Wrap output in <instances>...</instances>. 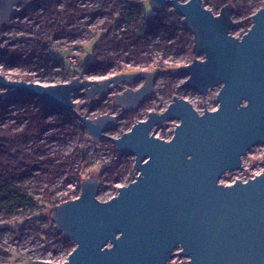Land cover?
I'll return each instance as SVG.
<instances>
[{
  "label": "water",
  "instance_id": "1",
  "mask_svg": "<svg viewBox=\"0 0 264 264\" xmlns=\"http://www.w3.org/2000/svg\"><path fill=\"white\" fill-rule=\"evenodd\" d=\"M26 1L0 0V26ZM201 1L150 0L157 13L168 4L174 7L193 35L196 58L172 69L184 80L180 89L199 91L205 102L208 92L219 86L215 110L207 107L200 114L175 95L163 112L151 111L114 136L110 132L119 119L154 93V72L101 80L78 77L49 85L9 79L0 72L1 97H36L72 114L91 137L107 139L120 153L135 156L136 178L118 187L112 198L98 199L99 179L90 176L82 181L77 198L52 209L58 232L76 244L68 259H32L27 264H167L178 246L190 264H264V170L244 182H221L227 172L243 170L242 159L254 146L264 145V6L250 16L246 33L236 37L233 4L215 14ZM137 80L143 81L138 88L114 95V105L122 108L118 114L91 118L74 99L79 92L101 99L122 83ZM168 121H178L169 140L154 132Z\"/></svg>",
  "mask_w": 264,
  "mask_h": 264
},
{
  "label": "rangeland",
  "instance_id": "2",
  "mask_svg": "<svg viewBox=\"0 0 264 264\" xmlns=\"http://www.w3.org/2000/svg\"><path fill=\"white\" fill-rule=\"evenodd\" d=\"M57 2L62 7L68 5V0H57ZM142 4L145 7L148 16H153L157 13L151 6L150 0H144ZM107 13H110V11ZM112 15L113 14H111V16ZM251 15L252 14L233 15L234 21L237 22V28L233 31L236 36H241L242 33L246 31L248 19ZM59 18L63 21L64 26H67V28H73L74 26L78 28L77 32L79 38L87 35L90 36V34L93 35V32L96 30L98 31V28L103 23L100 17H98L97 20H94L91 16L75 19L67 13L60 15ZM31 19H34V17L29 16L24 23L30 24V26L35 25L37 20L32 23H30V21L28 22V20ZM6 28L7 26L0 27V72L5 74L9 79L33 81L31 71L36 70L41 66L36 58L31 60L30 64L27 63L28 61H25L26 58L30 56L32 48L29 44L20 43L21 41L19 40L23 39L21 34L14 33L12 35L9 32H5ZM31 28L34 29L31 33L36 31L34 26ZM145 29L146 26H143L142 31ZM168 36V39L170 40L177 39L174 34L170 33ZM160 39L165 38L164 36H161ZM73 40H71V42H73ZM96 43V37L90 39L85 44L84 51L79 57V61L81 63L78 62L77 65H72V67L68 65L71 69L70 73L72 74L70 76H72V79L78 77L81 79L101 78L100 75L93 73H82L87 71V67L84 66L85 63H91L96 60V56L94 54ZM60 49L63 48L60 47ZM155 52V56L157 58L164 62L167 61L166 63L168 64H176L178 66L179 64L182 65L185 62H190V57H188L185 52H182L181 54L171 52V54H169L162 49H157V47ZM68 53L69 52L64 49L52 51V54L56 57H61ZM112 70L113 69L110 71ZM63 74L59 76L58 79L60 77H64ZM156 74L154 93L142 101L141 106L137 110L129 113V115L127 114L121 117L116 128L117 132L113 131L110 132V134L119 136L121 134L120 132H124L126 129L127 124L146 118L150 111L163 112L173 100L175 95L190 98L193 102L195 101L197 103L198 108L204 105L203 97L199 91H186L178 88V86L183 83V79H180L174 86H172L166 80L167 74L157 72ZM141 84H143L142 80L122 83L103 97L104 101L102 102V105L111 104V107H108V109L111 108V110L108 112L120 111V108L113 104L114 94L122 92L126 88H136ZM0 89L2 88L0 87ZM218 91L219 86L208 92L205 101L207 102L208 108L214 109L218 107L219 102L216 101ZM199 97L202 99V104ZM74 99L77 102L78 109L83 114L92 118L105 113L104 109L107 110V107L96 108L94 111L87 113V106L90 104V99L82 92L75 94ZM99 99L100 98H96L95 100L90 101L98 102ZM29 104L30 101L27 100L12 105L10 107V111L6 115V119L3 120V122H12L16 123V126H21L22 122L18 119V113ZM177 123L178 121H168L165 124L158 126L156 128V135L161 138L170 135V132L174 129ZM70 125L71 124L68 121L67 115L64 113H48V118L45 120V124L41 127L42 133L38 138L39 144L42 146L40 148L39 157L46 160L48 164L53 166L59 165L65 167L66 171L56 174H52L44 169H31L27 171L21 182L29 187L31 190L30 192H39L37 196L40 198L44 196L43 192L45 189H48L50 193H53L58 199L65 198L76 193L80 195L81 189L79 188V185L82 184V178L86 179L90 176H96L99 179V182L102 181L98 188L97 198L105 201L118 193L116 188H118L120 184L135 179L136 173L133 168L135 156L133 154L128 153V155L124 156L121 160H116L115 154L113 153L114 151L111 147V145H113L111 141L107 139H97L90 137L89 135L84 136L81 131L71 130L68 133H63L61 128L70 127ZM132 125L130 127H132ZM29 145L32 146V144ZM77 148H82V150H84L88 160L87 167L84 165L82 166L81 164V160L83 158L82 154L74 155ZM263 152L264 146L261 145L254 147V150L251 151L252 156L248 158L251 166H249L250 171H254L256 169L261 170ZM246 161L248 160L246 159ZM71 168L73 171L79 173L81 177H70L68 170ZM119 173L121 177L117 180L116 178ZM237 175H239V173L227 172L221 177V182L224 184L232 183L234 180L233 178ZM47 205L49 204H45L41 208L28 207L26 211L20 210V212L12 220H8L4 216L3 212L0 211V264H27L28 261L32 259L56 262L66 258L67 255H69L75 248L76 244L72 240V243H66L64 241L65 236L58 232L55 222L51 217V211L54 207L52 208ZM42 213L45 215L50 214L51 219L39 218L38 216Z\"/></svg>",
  "mask_w": 264,
  "mask_h": 264
},
{
  "label": "trees",
  "instance_id": "3",
  "mask_svg": "<svg viewBox=\"0 0 264 264\" xmlns=\"http://www.w3.org/2000/svg\"><path fill=\"white\" fill-rule=\"evenodd\" d=\"M144 0H138L135 2H131L128 8H125L123 5L125 1L122 0L123 4L120 5L122 8L124 7V11L131 12L136 16V19L140 18H148L145 7L142 2ZM250 0L244 1L242 7H239V2L237 0H232L231 2L235 5V14L234 16L240 14H254L259 10V8L264 6V0H251L252 3H249ZM106 7V8H105ZM101 9V11H105L107 9V5ZM78 11H81L78 9ZM27 11H23L22 14L25 15ZM252 16V15H251ZM116 22L109 25V29L105 32L97 41L94 54L97 50L104 51L106 42L112 38L114 35L116 27L121 26V19L118 17L115 19ZM162 21L164 23L162 24ZM159 25H162L161 28H165L164 30V38L168 40V34H174L177 39L173 43H168L167 40L161 44L156 45L154 48H151L149 44H142L141 41L146 38L147 34L155 28H158ZM252 25L251 17L248 19L247 30ZM181 31V32H179ZM121 35L123 36L124 41H136L135 53H136V62L146 63L149 65L151 61H153V52L156 49H162L167 53L171 54H181L182 52L187 53L188 57H190V62L196 58V55L193 51V35L190 34L181 24V17H179L176 13L169 12L166 8H162L160 12L156 13L149 18V24L147 26L146 31L138 32V30H124ZM171 37V35H170ZM114 38L118 41L119 36L115 34ZM144 43V42H143ZM141 44V45H140ZM34 50L30 54L29 57L26 58L25 61L30 64L31 60L38 53H43L45 58H51L52 49L49 47H44L43 42L34 43ZM51 52V53H50ZM146 53V54H144ZM103 62L99 63L97 60L92 61L91 63H85L84 66L87 67L86 73H93L96 75H106L110 72L111 69H118L120 72H132V70L125 68V66L120 64V60L124 59L123 55L118 56L117 59L111 58L107 53L103 54ZM57 62L63 66V71L66 74L71 72L70 67L64 63V60L59 58ZM176 64H167L163 61H159V68L157 69V73L167 74L166 80L167 82L174 86L177 81L180 79L175 77L172 74V69L176 67ZM30 101V104L22 111L18 113V119L21 120V126H16V123L8 122L4 123L3 120L6 119L7 113L10 111V107L15 103L22 101ZM104 99L101 98L98 102H92L89 100L90 104L88 105L87 113L94 111L96 108H105L106 111L111 110L108 107H111V104L102 105V101ZM51 112H59L67 115L68 121L70 122V127H62L61 130L63 133H68L71 130L81 131L84 136H88V132L85 129L84 125L75 118L72 114L65 110L54 109L52 107L47 106L43 101L36 97H26L16 101H10L6 97L0 96V211L3 212L4 216L8 220H12L16 217V215L20 212V210H25L28 207H42L45 204H49L47 206L55 207L60 201L53 193H50L48 189H45L43 192V197L37 196L39 192H30L31 190L27 185L21 182L23 176L27 173V171L31 169H44L50 173H61L66 171V168L59 165H51L48 164L46 160L39 157L40 148L42 147L39 144V136L42 133L41 127L45 124V120L48 118V113ZM104 112V111H103ZM129 115V114H128ZM131 115V114H130ZM133 122L126 125V129L130 128ZM125 129V130H126ZM117 131V129L115 130ZM90 136V135H89ZM91 137V136H90ZM29 144H32L30 146ZM112 149L116 150L114 145H111ZM82 154L83 158L81 160L82 166L87 167L88 160L85 155L84 150L82 148H77L74 152V155ZM117 166V165H116ZM116 169V168H115ZM114 169V170H115ZM68 174L70 177L81 175L73 169L68 170ZM29 175V174H28ZM121 177L120 173L117 175V180ZM100 178V177H99ZM85 178H82V181ZM101 181V179H100ZM102 181L100 182V184ZM81 189V185L79 187ZM117 189V188H116ZM43 219H51L50 214H41L38 216ZM64 238V236L62 235ZM66 243H72L70 239L65 237L64 240Z\"/></svg>",
  "mask_w": 264,
  "mask_h": 264
},
{
  "label": "built area",
  "instance_id": "4",
  "mask_svg": "<svg viewBox=\"0 0 264 264\" xmlns=\"http://www.w3.org/2000/svg\"><path fill=\"white\" fill-rule=\"evenodd\" d=\"M124 1H125V4L123 6L125 8H128L129 4L131 2H135L138 0H124ZM231 1L232 0H202L201 2L205 8L209 9L210 11H212L215 14H219L221 12L222 7H224L225 4H227V3L233 4ZM237 1L239 2V7H242L243 6L242 4L246 0H237ZM55 2H56V4H55ZM121 3L123 4L122 0H68V5L67 6L65 5L64 7H62L57 2V0H30V1H26L24 3L16 5L17 10H15V12L10 16L8 22L5 25L0 26V27L7 26V28L5 29L6 30L5 32H9L12 35L14 33L21 34L23 39L19 40V41H21L20 43L21 44H29L30 47L32 48V51L35 49L33 42L34 43L43 42L44 47H49L50 49L55 50V51L64 49V50L69 52L68 54L63 55L61 57H56L50 52L52 57L51 58L49 57L48 59L44 57L43 53H38V54H36V56H34L33 59L36 58L41 67H39L36 70L31 71L32 72L31 76L33 78V82H38L41 84L49 85V84H58V83H63V82H70L71 80H73L71 78L72 76H70L72 73L66 74L63 71V66L57 62V59H59V58L63 59L64 63L69 65L70 67H72V65H77L78 62H80L79 57H80V55H82V53L84 51L85 44L90 39H92L93 37H96L97 41H98L99 38L105 32L108 31V29H109L108 26L115 23L116 22L115 19L119 17L122 21L121 26L115 28V31L113 32L114 35L112 36V38H110L106 42L104 51L102 52V51L97 50L95 52L97 62L102 63L104 61L103 60V58H104L103 54L104 53L105 54L107 53L113 59H117L118 56L123 55L125 58L120 60L119 62L121 65L125 66V68L132 70V72L152 71L155 73V75H157L156 72H157V69L159 68V61H161V59H159L155 56V53H156L155 50H154L153 54H151V55H153L154 59H153V61H151L149 63V65H146V63L136 62V58H135L136 57V53H135L136 41H135V39H134V41H131V42L130 41H124L123 36L121 35V33L124 30L132 31V30L137 29L138 32L146 31L147 26L149 24V21H147V20H149L150 16H148L147 19L146 18H144V19L140 18L137 20L136 16L133 15L131 12L124 11L125 8L124 7L122 8L120 6V5H122ZM249 3H252V1L250 0ZM106 5H107V9L102 12L101 9L104 8ZM233 6L235 8L234 4H233ZM163 8H166L171 13H173V12L175 13L174 7L170 6L169 4L164 6ZM78 9H80L81 11H78ZM23 11H27V13L25 15H23L22 14ZM108 11H110V13H107ZM64 13H67L68 15L72 16L75 19H78L80 17L84 18L87 16H91L94 20H97L98 17H100L102 19L103 23L98 28V31L96 30L95 32H93L94 33L93 35L90 34V36L87 35V36H83L82 38H79V35L77 32L78 28H76L75 26L73 28H69V27L67 28V26H64L63 21L60 20L59 16L63 15ZM105 13H107V14H105ZM111 14H113V15L111 16ZM29 16H33L34 19L28 20V22L30 21V23H32L33 21L37 20L35 25H32V26H34V28H36V31H34L33 33H31L34 30L31 28L32 26H30V24L24 23V21ZM104 18H105V20H104ZM163 23H164V21H162V24ZM143 26H146V29L142 31ZM161 26L162 25H159L158 28L152 29L147 34L146 38L143 37L141 43L142 44L147 43L150 45L151 48H154L156 45L165 42L167 39H160L161 36L164 35V30H165V28H163V27L161 28ZM246 31H247V29H246ZM246 31L244 33H242V35L245 34ZM179 32H181V31H179ZM115 34L119 36L118 41L114 38ZM242 35L241 36L237 35V36L242 37ZM70 39L71 40L74 39L73 42H71ZM174 41L175 40H172V39L167 40V42L169 44L173 43ZM60 47L63 49H60ZM144 54H146V53H144ZM166 62H164V63H166ZM188 63H191V62H185L184 64H188ZM178 66H181V65L179 64ZM82 73H84V72H82ZM62 74L64 75V77H60L58 79V77L61 76ZM116 74H122V72H120L118 69L113 68L112 71L108 72L106 75H102L101 78H97V80L108 78V77L116 75ZM84 79H86V78H84ZM180 85L178 87L179 89H180ZM138 87H136V88H138ZM184 90L187 91L188 89H184ZM188 91H192V90H188ZM182 98H185L189 102H191L192 105L194 106V108H196L198 113H200V114H203L204 109L208 107L207 102L203 101L204 105L202 107L198 108L197 103L195 101L193 102L188 97H182ZM199 100L202 104L203 102H202L201 97H199ZM113 104H114V101H113ZM208 109H210V108H208ZM215 109H217V107L214 109H210V110H215ZM106 112H108V111H106ZM110 112L113 114L120 113V111H118V112L110 111ZM146 118H144V119H146ZM144 119H140V120H144ZM134 123H136V122H133L132 124H134ZM157 127L154 128L155 134H156V128ZM130 128L124 130V132H126ZM174 129H175V127H174ZM174 129L170 132L171 134L164 137V139H168V140L171 139L173 134H174ZM118 132H120V131H118ZM124 132H120V133L122 134ZM260 145L264 146L263 144H260ZM257 146H259V145H257ZM257 146H254V147H257ZM254 147L242 159L243 170L239 169V170L232 171V173H239V175H237L233 178L234 180L232 181V183H234L237 180H242L243 182L247 181L250 178H254L256 175L260 174L264 170V167L262 165L261 170L256 169L254 171H250L251 166H250V160L248 158H250L252 156L251 151L254 150ZM113 151H114L113 153L115 154L116 160H121L124 156L128 155V153L122 154L119 151L114 150V149H113ZM262 156H263L262 157V161H263L264 152H263ZM246 159L248 161H246ZM262 161H261V164H262ZM120 164H121V162H120ZM133 180L124 182L123 184H120L119 187L123 186V185H128ZM232 183H228V184H232ZM80 185H79V187H80ZM78 196H79L78 193L71 194L70 196L59 199V201H60L59 203L66 201V200L75 199ZM181 250H182V248L180 246L176 247L175 250L173 251L174 257L172 259H170L167 264H190L191 260H190L189 256H181L179 254V252ZM69 255H67V257L62 259V260L56 261L55 263L65 262L68 259Z\"/></svg>",
  "mask_w": 264,
  "mask_h": 264
},
{
  "label": "flooded vegetation",
  "instance_id": "5",
  "mask_svg": "<svg viewBox=\"0 0 264 264\" xmlns=\"http://www.w3.org/2000/svg\"><path fill=\"white\" fill-rule=\"evenodd\" d=\"M141 103H142V102H141ZM141 103H140V106H141ZM140 106H139V107H140ZM120 111H122V108H120ZM127 114H129V113H126L125 115H127ZM122 117H123V116H122Z\"/></svg>",
  "mask_w": 264,
  "mask_h": 264
},
{
  "label": "bare ground",
  "instance_id": "6",
  "mask_svg": "<svg viewBox=\"0 0 264 264\" xmlns=\"http://www.w3.org/2000/svg\"><path fill=\"white\" fill-rule=\"evenodd\" d=\"M184 89V88H183ZM218 108V107H217Z\"/></svg>",
  "mask_w": 264,
  "mask_h": 264
}]
</instances>
